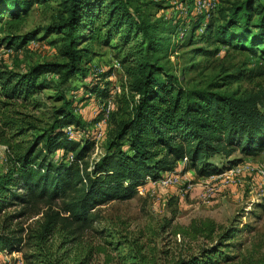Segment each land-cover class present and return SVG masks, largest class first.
<instances>
[{
  "label": "trees",
  "instance_id": "16d2710c",
  "mask_svg": "<svg viewBox=\"0 0 264 264\" xmlns=\"http://www.w3.org/2000/svg\"><path fill=\"white\" fill-rule=\"evenodd\" d=\"M34 1L0 0V44L17 49L34 37L15 34ZM62 3L64 17L45 31L62 35L65 61L37 63L25 72L0 66V144L7 155V166L0 173V251L19 252L25 240H30L31 252L22 255L27 264H264V254H238L237 233L242 228L223 226L210 217L174 225L170 235L179 239L168 249L149 247L133 238L124 250L122 237L115 238L95 225L99 206L132 198L146 177L157 180L183 157L182 170L209 176L239 161L227 160V167H217L210 161L214 155L227 159L235 151L243 156L260 153L264 148V85L242 93L209 87L184 89L158 62L167 55L172 27L148 13L146 1ZM215 8L216 4L198 13L207 16L205 36L264 59V0H232L216 9L217 25L210 17ZM99 31L104 41L114 39L123 50L125 93L111 113L113 125L104 152L89 160L93 135L84 130L60 87L84 71L81 63L86 54L77 45L98 36ZM49 74L57 76L55 98L61 100L60 105L51 109L50 123L43 130L14 142L36 128L38 120L24 110L37 107L33 97L49 86L45 77ZM241 75L238 71L229 77ZM89 90L105 95L95 86ZM56 151H61L57 159ZM40 204L44 210L36 228L27 232L20 223H13L38 213ZM12 206L17 210L5 214ZM170 222L165 221L163 227Z\"/></svg>",
  "mask_w": 264,
  "mask_h": 264
},
{
  "label": "rangeland",
  "instance_id": "374dc122",
  "mask_svg": "<svg viewBox=\"0 0 264 264\" xmlns=\"http://www.w3.org/2000/svg\"><path fill=\"white\" fill-rule=\"evenodd\" d=\"M143 1L147 3L148 13L172 27L167 55L158 62L177 78L180 87H209L242 93L254 89L256 84L264 85V59L258 54L252 56L245 50L222 46L214 42L211 36H205L203 30L207 16H199L197 0ZM215 1L216 8L210 13L213 25L220 23L216 9L227 6L232 0ZM153 2L159 3V6L155 7ZM63 9L62 0H35L22 26L15 33H32L34 37L17 49L7 48L1 43L0 66L15 72H25L37 63L64 62L65 58L61 54L62 35L45 31L46 26L64 17ZM195 18L197 25L193 27ZM2 36L0 34V38ZM77 47L83 48L86 54L81 63L84 71L72 76L60 87V92L65 100L70 101L74 113L84 123V130L93 135L91 160L104 152L113 125L111 113L120 106L118 97L125 93L124 65L121 64L123 50L114 39L104 41L102 31L96 37L79 42ZM238 71L244 75L234 79L229 77ZM45 77L50 80V84L33 97L37 107L24 110V113L38 120L36 128L16 138L14 142L25 141L43 130L50 123L51 109L61 103V100L55 98L58 91L55 85L57 76L49 74ZM212 82L219 86L213 88L209 85ZM91 86L104 91L105 95L100 97L90 93ZM119 117L121 115L116 116ZM60 155L61 151H56L54 158ZM6 156L5 146L0 144V173L7 166ZM231 159L239 161L209 176H197L192 170L184 171L178 163L171 172L161 174L163 178L170 177L172 183L145 180L137 187L132 198L113 200L99 206L95 225L110 231L115 238L122 237L126 242L122 247L124 250L128 249L126 244L133 238L140 239V243L148 244L149 247L154 245L157 249H168L179 239L178 236L170 235L174 225H186L192 218L210 217L223 226L242 228L237 233L241 247L239 255L247 251H251L253 256L263 255L264 175L259 171V164H264V148L255 156H243L235 151L227 159L218 154L210 161L217 167H227V160ZM16 210L17 206H12L4 213L10 214ZM43 210L40 204L38 213L17 218L13 223H20L29 232L37 227ZM167 220L171 221L170 225L163 227ZM30 242L25 240L19 252L6 254L0 251V264H27L22 255L31 252ZM262 258L264 260V256Z\"/></svg>",
  "mask_w": 264,
  "mask_h": 264
},
{
  "label": "built area",
  "instance_id": "2783aa9c",
  "mask_svg": "<svg viewBox=\"0 0 264 264\" xmlns=\"http://www.w3.org/2000/svg\"><path fill=\"white\" fill-rule=\"evenodd\" d=\"M196 10L197 12H201V11H208L210 9H213L216 1L215 0H197L196 2ZM67 130H69V127H67ZM186 162V157H183L178 163L181 164L182 166L185 164ZM259 171L264 175V164H259ZM146 180H150V178L146 177ZM153 182H160L163 184H169L172 183L173 180L170 177L167 178H163V177H159L157 180H153Z\"/></svg>",
  "mask_w": 264,
  "mask_h": 264
}]
</instances>
